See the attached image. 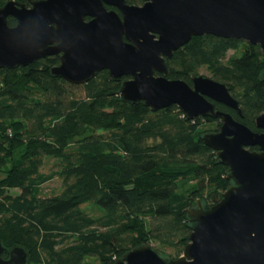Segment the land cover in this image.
I'll return each instance as SVG.
<instances>
[{
  "label": "trees",
  "instance_id": "trees-1",
  "mask_svg": "<svg viewBox=\"0 0 264 264\" xmlns=\"http://www.w3.org/2000/svg\"><path fill=\"white\" fill-rule=\"evenodd\" d=\"M7 1L0 0V6ZM8 24L16 25V19L9 16ZM231 49L241 52L227 58ZM58 64L54 55L0 68L3 257L20 246L28 252V264H113L131 248L151 242L162 255L179 257L192 232L189 210L198 200L215 204L232 184L228 167L202 139L205 132L219 130L220 120L188 119L178 105L154 111L124 101L119 90L125 77L116 80L107 70L85 84H71L52 75ZM168 64L169 78L190 84L206 67L229 87L242 112L220 103L217 110L264 131L256 126L264 112L259 45L193 36ZM207 122L215 126L207 129ZM46 158L55 160L49 172L43 171ZM56 178L60 190L42 194V186ZM182 183L188 184L186 191ZM12 189L21 192L12 195ZM85 204L103 213L91 215ZM167 249L173 251L169 256Z\"/></svg>",
  "mask_w": 264,
  "mask_h": 264
},
{
  "label": "water",
  "instance_id": "water-1",
  "mask_svg": "<svg viewBox=\"0 0 264 264\" xmlns=\"http://www.w3.org/2000/svg\"><path fill=\"white\" fill-rule=\"evenodd\" d=\"M9 0L0 6V68L15 69L59 56L53 76L85 84L101 71L122 82L124 101L154 111L178 105L188 119H221L218 131L202 135L226 165L232 184L211 206L198 200L189 210L190 241L177 258L144 243L113 264H264V131H254L215 102L241 114L229 87L195 75L192 84L169 78L168 59L193 36L211 34L259 45L264 53V0ZM106 5L115 6L109 10ZM16 25L8 24V17ZM90 17L89 20H86ZM264 129V112L256 118ZM258 147L252 150L251 147ZM0 264H28L15 246Z\"/></svg>",
  "mask_w": 264,
  "mask_h": 264
},
{
  "label": "rangeland",
  "instance_id": "rangeland-1",
  "mask_svg": "<svg viewBox=\"0 0 264 264\" xmlns=\"http://www.w3.org/2000/svg\"><path fill=\"white\" fill-rule=\"evenodd\" d=\"M240 52H241V49H240V50L231 49V50H229L228 53H227V58H229V57H231V56H234V55H239ZM199 73H201V74H203V75H205V76H208V77H212L210 71H209L206 67H202V68L200 69V72H199ZM204 126H205V128L209 129L211 126H212V128H213L215 125H214V124H210V123L207 122ZM54 164H55V160H54L53 158H46V159H45V165H44V167H43V171H44V172H49L50 169L53 168ZM2 176H3V175L0 174V178H1ZM182 184H183V183H182ZM61 185H62V182H61L60 179H58V178L53 179V180H51V181L45 183V184L42 186V194H44V195H51V194H53V193H56V192H58V191L60 190ZM187 185H188V184H186V185L183 184V185H182V187H183L182 190H183V191H184V190L186 191V189L189 188V186H187ZM184 186H185V187H184ZM10 191H11V194H12V195H16V194H19V193L21 192L20 189H12V190H10ZM201 202H202V201H201ZM196 204H197V203H196ZM196 204L194 205V207L197 206ZM202 204H204V203L202 202ZM83 207H84V209H85L89 214H91V215L98 216V215H101V214L103 213V211H102L100 208L95 207V206L92 205V204H85V205H83ZM151 245H153L155 248H158V244L155 243V242H151ZM172 252H173L172 249H167V250H165V253L167 254V256H169ZM94 262H95L96 264H100V262L97 261V260H95Z\"/></svg>",
  "mask_w": 264,
  "mask_h": 264
},
{
  "label": "flooded vegetation",
  "instance_id": "flooded-vegetation-1",
  "mask_svg": "<svg viewBox=\"0 0 264 264\" xmlns=\"http://www.w3.org/2000/svg\"><path fill=\"white\" fill-rule=\"evenodd\" d=\"M140 2L139 3H137V4H135V5H142L143 3H144V1L143 0H139ZM128 2V1H127ZM29 3V2H28ZM129 3V2H128ZM130 4H134V3H130ZM28 6H30V3L29 4H27ZM106 7L109 9V10H111V9H114V10H116L117 12H119V10H118V8H116L115 6H110V5H106ZM90 19V17H87L86 18V20H89ZM169 60V59H168ZM169 65V64H168ZM125 79H128V77H125L124 78V80ZM216 103H218V102H215V107H216ZM220 104H222V103H220ZM225 105V104H224ZM225 106H227V105H225ZM229 107V106H228ZM217 109V108H216ZM219 120H220V122H221V119L220 118H218ZM221 124H222V122H221ZM220 128H221V126H220ZM220 128H219V130H220ZM256 149H258V147L256 148ZM11 250V249H10ZM2 257H3V253H2ZM3 258H5V259H7V258H9V255H8V257H3Z\"/></svg>",
  "mask_w": 264,
  "mask_h": 264
}]
</instances>
